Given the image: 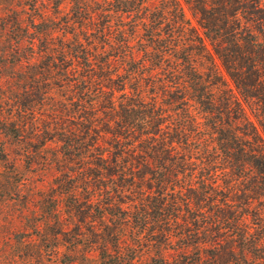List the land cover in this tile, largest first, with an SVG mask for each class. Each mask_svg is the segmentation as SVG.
Returning <instances> with one entry per match:
<instances>
[{"label": "trees", "instance_id": "obj_1", "mask_svg": "<svg viewBox=\"0 0 264 264\" xmlns=\"http://www.w3.org/2000/svg\"><path fill=\"white\" fill-rule=\"evenodd\" d=\"M0 33L2 185L57 144L52 264H264L262 0H0Z\"/></svg>", "mask_w": 264, "mask_h": 264}, {"label": "rangeland", "instance_id": "obj_2", "mask_svg": "<svg viewBox=\"0 0 264 264\" xmlns=\"http://www.w3.org/2000/svg\"><path fill=\"white\" fill-rule=\"evenodd\" d=\"M262 3L264 4V0H262ZM65 7L66 3L63 4V8ZM186 13L191 17L187 9ZM12 37L22 39L25 34L18 32L16 36ZM25 53L27 51L23 49L18 54L23 57ZM11 60L13 59L11 58ZM4 143L8 146L12 145L8 140H4ZM56 146L55 142H49L45 144V148L43 146L39 150L34 158L30 160L23 159V161L20 160L17 153L18 148H13L9 152L10 158L19 162V170L23 174L21 178L25 177L27 179L26 186L17 195H13L7 183L4 186L2 185L3 178L5 179L6 174H8L9 168L7 166L4 169L0 163V264H52L49 252H44V245L49 243L45 241L44 234L46 231L34 229V224L37 223L38 225L44 216L45 207L49 205L48 195L47 193L44 194V191L49 186L55 169L53 166H45L44 158L46 155L49 160L53 153L57 151ZM12 147H14V144ZM27 162L30 163L32 168L25 165ZM47 233L49 234L48 231ZM30 236L33 239L31 243L24 241ZM24 243L27 244L23 245ZM61 251L69 258H74L78 264H95L91 252L83 256V251L70 253L66 248Z\"/></svg>", "mask_w": 264, "mask_h": 264}]
</instances>
